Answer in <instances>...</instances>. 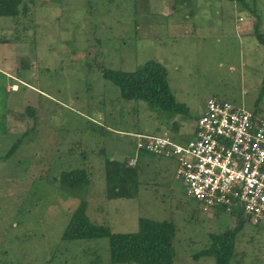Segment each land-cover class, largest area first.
<instances>
[{
    "label": "rangeland",
    "instance_id": "374dc122",
    "mask_svg": "<svg viewBox=\"0 0 264 264\" xmlns=\"http://www.w3.org/2000/svg\"><path fill=\"white\" fill-rule=\"evenodd\" d=\"M26 7L0 18V264H112L108 238L63 239L82 200L91 221L114 233L137 232L140 218L173 221L175 264H216L194 257L212 234L234 229L235 217L188 198L176 162L139 152L125 135L174 134L177 124L176 139L189 140L212 97L264 118V42L253 30L259 23L264 35V0H27ZM150 61L167 68L187 115L125 101L102 75ZM134 157L139 195L109 201L106 160ZM78 169L90 172L89 186L56 182ZM233 264H264V223L245 225Z\"/></svg>",
    "mask_w": 264,
    "mask_h": 264
},
{
    "label": "trees",
    "instance_id": "16d2710c",
    "mask_svg": "<svg viewBox=\"0 0 264 264\" xmlns=\"http://www.w3.org/2000/svg\"><path fill=\"white\" fill-rule=\"evenodd\" d=\"M27 0H0V18H17L27 13ZM260 25L253 26L258 39L264 42ZM103 77L120 89L125 101L145 102L152 112L171 116L188 114V108L176 101L169 84L167 68L158 61H150L136 72L102 69ZM33 117L34 109H29ZM258 111V110H257ZM258 114V112H254ZM171 130L178 132L177 124ZM19 145L16 144L14 149ZM12 149L13 153L15 150ZM139 164V161H138ZM131 167L129 161L106 160V196L109 201L135 199L140 191V168ZM56 182L70 190L82 189L91 184L90 172L86 169L64 171ZM88 202L82 200L72 214L63 239L65 241L109 239L112 264H175L174 246L177 226L173 221H154L140 218L135 233H114L110 226L98 225L87 214ZM234 229L221 234H212L209 245L194 258H213L216 264H233L236 243L248 220L242 213L233 214Z\"/></svg>",
    "mask_w": 264,
    "mask_h": 264
},
{
    "label": "built area",
    "instance_id": "2783aa9c",
    "mask_svg": "<svg viewBox=\"0 0 264 264\" xmlns=\"http://www.w3.org/2000/svg\"><path fill=\"white\" fill-rule=\"evenodd\" d=\"M243 22V19H240ZM126 133L136 149L175 161L186 196L205 209L242 213L254 226L264 223V118L217 97L209 98L194 136ZM138 164L137 157L130 166Z\"/></svg>",
    "mask_w": 264,
    "mask_h": 264
}]
</instances>
